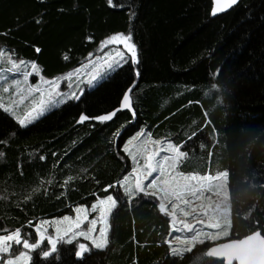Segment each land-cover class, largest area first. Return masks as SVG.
<instances>
[{
    "label": "trees",
    "instance_id": "obj_1",
    "mask_svg": "<svg viewBox=\"0 0 264 264\" xmlns=\"http://www.w3.org/2000/svg\"><path fill=\"white\" fill-rule=\"evenodd\" d=\"M215 7V0H0L5 65L28 59L44 76H61L117 34L131 35L138 57L26 127L0 107V234L21 229L35 242L41 220L73 216L76 206L108 195L117 201L103 249L90 244L78 260L84 240L58 242V259L37 251L30 264H221L207 256L213 244L264 235V0H238L212 15ZM126 93L132 114L96 119L121 108ZM81 115L89 119L80 123ZM141 132L180 147L184 174L228 172V210L214 211L222 222L230 212L228 237L175 242L191 233L172 228L156 195L125 193L120 181L134 162L124 147ZM42 248L50 250L47 241Z\"/></svg>",
    "mask_w": 264,
    "mask_h": 264
},
{
    "label": "rangeland",
    "instance_id": "obj_2",
    "mask_svg": "<svg viewBox=\"0 0 264 264\" xmlns=\"http://www.w3.org/2000/svg\"><path fill=\"white\" fill-rule=\"evenodd\" d=\"M104 45L103 47H105ZM117 50L125 54V59L130 56V53L127 52L122 44H109L107 47H105L104 51L100 55L93 57L86 63L80 65L78 68L70 70L64 75L57 77H46L41 71H39V73L28 75V73L31 72L30 66L33 62L29 61L28 59H23L25 62L22 64L8 63V65H5L6 63L3 61L6 59L3 57L4 55L1 54L0 63H3L0 65V107L3 110L5 108H11L12 111L6 112L18 121V119H23L28 112L32 111L33 108H39V101L44 100L45 102H48L50 99L56 101L58 98L56 97L55 93L52 92L51 86L46 84L45 81H56L58 85L56 92L62 93L65 96L71 95L72 93L78 95L83 90L89 79H93L99 72H103L105 70L106 62H112L114 59H119L117 56ZM69 74H71L70 79L68 78ZM100 80H94V82H98ZM37 88H39V91H37ZM5 89H8V91H4ZM59 99H62V97ZM62 103L64 102L58 103L56 106L51 107L50 110L61 105ZM129 141H132V143L129 144ZM137 142H141V144H137ZM157 142L159 141H155L154 139L148 137V135H145L143 132L126 142L129 152L132 153V158L130 160L135 163V168L128 175L126 174L120 181L122 188L125 189V187H129L138 192L135 186L137 180H139L141 186L145 188L147 193L155 192L156 196L160 200V204L163 203L165 205L164 212L171 216L173 220L172 228H174L176 231H187V229L184 228V224L193 225L196 231H198L202 226L211 230H217L208 227V225L210 223L216 222H220L222 225L224 224V222L219 221L216 212H214V207L212 206V204L222 205L223 210L221 214H224L225 217V212L228 210V205H225L227 202V197L224 194L223 189L220 190V195L218 196L214 194L216 189H213L212 192L205 190L204 195L197 199L187 194L185 189L177 188V184L183 185L185 183H191L196 185L195 181H184L183 176L197 174H184L183 171L179 169V166L174 164L172 158L175 156V154L168 151L167 146L169 143ZM165 156H168L169 160L165 161ZM149 157H151V160H149ZM149 163H151L152 167L158 169V171L153 172L152 176H147V172L149 171L147 165ZM125 178H127L126 183ZM153 180H155L156 183L153 185V187L149 188L148 185L152 183ZM196 186L198 187V185ZM165 188H169V195L167 197H165V193L163 191ZM173 188L183 193L181 199H177L171 194V190ZM106 198L100 200H106ZM100 200L93 203L90 207L76 206V208L84 209V211L77 213L75 211L76 208H74L73 216L66 215L71 217L72 220H75L77 217L81 218L82 224L80 230H87L89 227H93L94 231L92 235L97 238L99 237V229L101 227L106 228L108 231V217L111 213H106L104 219L101 220L100 209H107L109 205H100ZM184 200H188L190 203L185 204L183 202ZM173 204L176 205L175 208L172 207ZM94 205L97 206L95 211H93ZM181 209H183V211H181ZM193 209L196 211L193 212ZM184 212H189L190 215L185 216ZM205 212H207L208 215H204L203 213ZM64 217L44 219L38 222L37 226L42 225L43 228L47 229L46 235L54 236L55 229L58 226L56 221L63 220ZM93 219L97 221L95 226L91 225L90 223ZM201 221L203 222L201 223ZM67 224L68 222H65L64 225L59 226L64 228L67 226ZM201 230L203 231V229ZM189 233H191V236L193 235L192 232ZM79 239L84 240L83 238ZM181 241H183L182 238L175 240V242ZM84 243L86 245L91 244L90 241L85 240Z\"/></svg>",
    "mask_w": 264,
    "mask_h": 264
},
{
    "label": "snow or ice",
    "instance_id": "obj_3",
    "mask_svg": "<svg viewBox=\"0 0 264 264\" xmlns=\"http://www.w3.org/2000/svg\"><path fill=\"white\" fill-rule=\"evenodd\" d=\"M112 0H109V4H111ZM238 2V0H224V3H221V0H215L216 7L213 9L212 15H216L218 13L226 11L228 8H231L233 5H235ZM132 37L131 35L125 36L124 34H117L113 35L108 41L105 42V47H107L109 44H122L124 48L127 50L128 53H130V56L125 59V54L119 50H117V56L119 57L118 60H113L112 62H106V67L103 72H99L93 79H89L87 81V84L89 86L94 85V80H100L103 79L109 72L115 71L117 68L122 67L124 63H126L128 60L132 62V64H138V57H137V50L134 43L131 42ZM39 51V49H37ZM67 58V57H66ZM31 72L28 73V75H31L33 73H39L40 69L37 67L35 63L31 64ZM137 75L139 73L137 72ZM71 77V74H69V79ZM46 84L50 85L52 88V92L55 93L56 97L58 98L56 101L49 100L48 102H45L44 100L39 101L40 107L39 108H33L31 112H28L23 119H18V123L22 127H26L28 124L34 122L36 119H38L40 116L44 115V113L48 110H50L51 107L56 106L58 103L64 102L66 103L67 100L73 99L78 100L80 97L76 95L75 93H72L71 95L65 96L62 93L56 92V88L58 87L56 81H45ZM78 87V85H77ZM4 91H8V89H5ZM37 91H39V88H37ZM131 89H129V92ZM62 99H59L61 98ZM131 107L130 104V96L128 93H126L123 97V102L120 109H117L116 111H113L111 114L107 115H101L97 117L96 119L100 122L110 121L113 119V117L116 115L117 111H120L121 109H129ZM5 111H12L11 108H5ZM89 119L85 115H81L80 117V123H83L85 120ZM129 144L132 143V141L128 142ZM159 143V142H157ZM182 147V145H181ZM168 151L175 154V156L172 158L174 161V164L178 165L181 158L185 157L186 154L182 151H180V147H176L172 144H168L167 146ZM125 152H129V149L127 145L124 147ZM132 155V153H129ZM149 160H151V157H149ZM164 160H169L168 156L164 157ZM149 171L147 172V176H152L153 172L158 171L157 168L152 167L151 163L147 165ZM147 178V177H145ZM71 180V178H69ZM183 180L186 182L195 181L196 185H193L191 183H185L183 185H178L177 188H183L187 191V194L191 195L192 197H195L197 199L200 198V196L204 195L205 190L208 192H212L213 189H216L215 195H220L221 189H227V182H228V172H220L217 175H204V176H198V175H191V176H183ZM127 182V178H125V183ZM67 183V181H66ZM156 183L155 180L152 181L148 185L149 188L153 187V185ZM111 187V186H109ZM136 190L140 193L149 194L146 192L145 188L141 186V183L139 180L136 182ZM125 193H127L129 196H135L136 191L129 187H125L124 189ZM165 193V197L169 195V188L163 189ZM199 193V195H198ZM151 195H156L155 192L150 193ZM171 194L174 195L177 199H181L183 193L181 191L176 190L173 188L171 190ZM229 195V194H228ZM185 204H189L190 201L184 200ZM100 205L108 204L109 207L107 209L101 208L100 209V218L101 220L104 219L106 213L111 212L112 209H114L117 206V201L114 199L112 195H108L106 200H100ZM96 205L93 206V211L96 210ZM173 208L176 207L175 204L172 205ZM161 211H165V205L163 203L160 204ZM77 213H80L84 211V209L76 208L75 210ZM183 211V209H181ZM196 210L193 209V212ZM214 211L221 212V205L216 204ZM204 215H208L207 212L203 213ZM185 216H189V212H184ZM86 219V217H85ZM65 222H68L67 226L64 228H61L59 225H64ZM203 221H201L202 223ZM91 225L95 226L97 224V221L93 219L91 222ZM56 224L58 225L55 229V235H46L47 229L43 228V226H37L35 228V232L38 234V239L35 242H30V236L28 233H24L22 235V230L17 229L15 231L10 232L9 234H0V264H30V262L33 260L32 253H35L39 251L41 253L42 259L47 260L48 258L52 257L53 254H57L58 256V242H64L68 245H72L74 242H78L79 238H83L85 241H90L91 245L95 249H103L108 244L107 239V230L104 227H101L99 229V237H94L92 235L94 228L89 227L87 230H80L81 229V218L77 217L75 220H72L71 217L65 216L63 220L56 221ZM208 227L212 229H217L216 232H203L196 231L195 227L191 224H184V228L187 229L188 232H192L193 235L188 240L181 241L182 244L185 245H195L196 243L203 244L205 240H211V241H218L222 238L228 237L230 235L231 230V215L230 212L228 214V218L226 221H224V224L222 225L220 222L216 223H210ZM47 241V245L50 246V250H45L42 248V245L44 242ZM14 246L22 247L24 251H19L18 254L13 252ZM92 248H90L88 245H86L83 242H78L77 244V251L75 253L78 260H82L84 258V255L86 253H90ZM183 251H191V247H185ZM173 255H178V249L172 248ZM208 257L212 258H219L221 261V264H224V261L226 260V264H234V261L237 262V264H264V235H262L260 230L255 231L254 233L247 235L244 239H237V240H231L228 243H221L216 247L211 248V250L207 253Z\"/></svg>",
    "mask_w": 264,
    "mask_h": 264
},
{
    "label": "water",
    "instance_id": "obj_4",
    "mask_svg": "<svg viewBox=\"0 0 264 264\" xmlns=\"http://www.w3.org/2000/svg\"><path fill=\"white\" fill-rule=\"evenodd\" d=\"M221 3L223 4L224 3V0H221ZM130 104H131V107L129 108V109H127L131 114L133 113V108H132V101H131V99H130ZM118 109H120V108H118ZM117 110V109H116ZM122 110V109H121ZM134 116V115H133ZM257 231V230H256ZM254 233V232H253ZM252 234V233H251ZM248 235H250V234H248ZM247 236V235H246ZM246 236H244V237H242V238H240V239H244ZM231 240H237V239H227V240H224V241H221V242H217V243H215V244H213L211 247H210V249H209V251L211 250V248H213V247H216V246H218L219 244H221V243H228V242H230ZM224 263L226 264V260L224 261ZM234 264H237V262H235L234 261Z\"/></svg>",
    "mask_w": 264,
    "mask_h": 264
},
{
    "label": "bare ground",
    "instance_id": "obj_5",
    "mask_svg": "<svg viewBox=\"0 0 264 264\" xmlns=\"http://www.w3.org/2000/svg\"><path fill=\"white\" fill-rule=\"evenodd\" d=\"M86 62H87V61L81 63L80 65H82V64H84V63H86ZM80 65H79V66H80ZM79 66H77L76 68H78ZM76 68H74V69H76ZM74 69H73V70H74ZM134 168H135V163H133V165L131 166V170H133ZM130 175H131V174H130Z\"/></svg>",
    "mask_w": 264,
    "mask_h": 264
}]
</instances>
